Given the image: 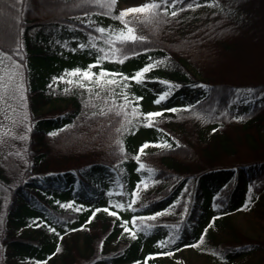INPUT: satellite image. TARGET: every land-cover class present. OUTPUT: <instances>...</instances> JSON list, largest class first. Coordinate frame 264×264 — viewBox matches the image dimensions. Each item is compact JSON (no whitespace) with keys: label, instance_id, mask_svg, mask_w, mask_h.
<instances>
[{"label":"trees","instance_id":"1","mask_svg":"<svg viewBox=\"0 0 264 264\" xmlns=\"http://www.w3.org/2000/svg\"><path fill=\"white\" fill-rule=\"evenodd\" d=\"M54 1L61 10L49 17L32 15L31 0L3 3L11 26L0 37L6 54L0 55V110L11 112L8 67L17 65L26 116L15 127L0 121V264H174L163 257L184 250L206 264H262L264 238L239 230L234 218L264 221V82L225 72L200 55L214 35L220 54L236 52L228 26L256 24L263 34L264 14L254 11L260 0H183L167 16L129 14L125 21L145 39L116 43L127 59H105L91 72L131 78L154 67L140 82L106 76L119 86L104 91L95 76L83 80L84 87L54 78L87 70L103 55L98 49L109 48L113 32H127L114 19L119 0L107 15L94 0ZM97 27L109 31L101 35ZM125 94L131 103L125 104ZM53 101L65 105L41 111ZM137 106L140 114L162 115L145 127L143 115H132ZM138 154L145 170H138ZM138 184L132 211L128 204ZM152 216L137 220L144 230L131 223Z\"/></svg>","mask_w":264,"mask_h":264},{"label":"rangeland","instance_id":"2","mask_svg":"<svg viewBox=\"0 0 264 264\" xmlns=\"http://www.w3.org/2000/svg\"><path fill=\"white\" fill-rule=\"evenodd\" d=\"M148 2H151V0H119L118 9L119 12H121L132 7H139ZM3 3H5V0H0L1 38H5L9 34V30L7 28L11 26V21L9 22V18L6 16L7 13L4 9ZM72 4L74 5L75 3ZM258 5L259 8L254 9V11L258 12L259 14H264V0H260ZM30 8V11L32 12L31 14L38 17H43V15L45 17H49L61 10L59 4L54 0H31ZM68 9L69 8L66 10ZM132 14L141 15V13ZM259 21L264 22V17L260 16ZM228 27L231 30L228 36L230 40L229 43H231V49L236 52L228 55L220 54L219 51L221 50H218V48L215 46L218 44V42L217 39H214V35L213 37H210L211 41L207 43L208 45H211V48L208 50L204 49L205 51L202 49L203 53L200 55L205 57L207 60L209 59L210 61H208L211 64L223 68L225 72H240L241 75L243 74L253 76L258 81L264 82V33L261 34L258 30H256V24L243 25L237 29L233 28L232 26ZM8 68V75H10V80L8 81L11 87L9 88L10 93L7 100H10L9 106L11 112L7 113L3 110H0V121H3L4 124L5 122H13V127H15V120L23 114L26 116L23 102L24 100H21V89L18 90V88L22 86V73L20 66L9 65ZM12 101H14V103L17 101L21 108L16 107ZM64 105V101H53L43 107L41 111H50L52 109L63 107ZM13 110L14 113L12 112ZM19 112L22 114L19 115ZM1 127H4V125H1ZM234 225L249 236L251 235L253 238H264V221L254 218V216H248L244 214L237 215L234 218ZM162 260L166 263L174 264H206L205 259L199 258L198 256H195V253L189 252L187 250L179 252L178 254L168 258L163 257Z\"/></svg>","mask_w":264,"mask_h":264},{"label":"snow or ice","instance_id":"3","mask_svg":"<svg viewBox=\"0 0 264 264\" xmlns=\"http://www.w3.org/2000/svg\"><path fill=\"white\" fill-rule=\"evenodd\" d=\"M24 2V0H17V3H22ZM94 2L98 3L100 7L106 9L104 14H109L111 13V11L113 10V8L115 7L116 4V0H103V2L101 3L100 0H94ZM178 3H183V0H151V2L145 3L139 7H132L129 9H126L124 11H121L119 13L118 16L114 17V19H118L120 20L121 23H123L125 25V28L127 29V32H125L124 30H120L119 32H113L110 36V38L106 41V43L109 45V48L106 49H98V51H100L101 53H103V55L98 56L97 57V63L90 65L89 68L87 70L81 71L80 69H76L74 71L68 72L65 74V76L67 77H81V80H77V81H73L71 79H67L65 80V76L59 77V78H54V82L56 80H61L64 81L65 83L68 84H73L76 83L78 84L80 87H84L83 84V80H88V81H92L93 77L95 76V84L98 88L101 89V91L105 90V86L106 85H117L119 86V82L115 79H104L106 76H111V77H116L118 75L121 76L122 80H129V79H134L137 82H140V77L143 76L144 73L148 72L152 67H154V65H149L146 66L144 69H142L140 72L136 73L134 77H126V76H122V74H117V73H106L103 69H101V71L99 72V74L96 73H92L91 69L94 67H98L101 63V61L108 59V60H115V62H119V63H123L125 59H127V55H120V52L122 51L121 49L115 48L114 45L116 43H120V44H124V43H128V42H137L140 41L142 42L145 37H138L134 34L133 28L129 27V22L125 21V17H127L129 14L132 13H141V14H147L146 18L147 19H152L158 16H167L168 10L171 8H174ZM199 6V5H197ZM163 9V11H158ZM183 10V9H181ZM172 16H176L177 12L173 11L171 12ZM96 32L100 33L101 35L106 34L109 30L104 29V28H99L97 27L95 29ZM95 37H91L89 40V44L92 47H95V44L92 43L93 40H95ZM79 47L83 48L85 47V45H80ZM0 55H6L3 53H0ZM10 59V57H8ZM51 87V85H50ZM125 87H127V85H125ZM89 91H91V89H89ZM109 91H113L112 89H109ZM251 91V90H248ZM4 87H3V82L2 80H0V100L5 99L4 95ZM97 96H99V93H96ZM167 96V93H165L164 95H161L159 97V99H157L156 101H154L155 103H160L162 100H164ZM21 98L23 99V96L21 94ZM123 99L125 101V104L131 103L128 100L127 95L125 94L123 96ZM140 99L142 98H136V101L138 102ZM107 102V101H106ZM112 104L115 105V100L112 101ZM124 108V105L121 106V109ZM109 111H111V109H109ZM169 111H175V110H169ZM106 113L104 112L103 109L100 110V115H105ZM120 113L117 112L116 115H119ZM132 115L134 117H138L140 115H143V124L145 127H152L155 123L154 121V117L157 116H161L162 113L160 112H156V113H147V114H140L138 112V106L137 107H133L132 108ZM52 135H56V133H52ZM24 137H21V139H23ZM118 144H120V141H117ZM149 145L145 144L143 145L140 150H139V154H142L144 151V148L148 147ZM157 147H169V145H156ZM121 152H123V146L121 144ZM139 154L135 157V159L137 160L138 164H139V169L138 170H145V165L143 163L139 162ZM147 171H149V173L152 172L151 169H147ZM141 183L147 187V179L142 180ZM141 185H137V190L136 192H133L132 195L133 197H135L129 204H128V208L132 211H135L136 209L133 208V205L136 203V198L137 197V192L140 190ZM119 194V193H117ZM62 207H71V205H61ZM118 210H123L124 209V205L123 204H115L114 205ZM247 207V205L245 206ZM77 211H79V209H76ZM99 211V210H97ZM105 211H108V209H105ZM110 215H117V213L115 212H109ZM93 215H95V213H93ZM117 218H119V216L117 215ZM145 219H155V216L152 217H133L131 223L133 225L134 228L137 229V231L140 230H144L145 227H147L146 225H137V220H145ZM129 222L128 221H122L121 223V227L124 228L125 232H129L130 235L132 236V238H135V232H133L131 229H129L127 227V224ZM54 231V229H52ZM62 239V237H61ZM170 242H174V240H170V241H162L160 242V246L164 247L167 246L168 243ZM200 243H203V237H201V241ZM196 246V245H194ZM57 251H59V248H57ZM170 254V253H169Z\"/></svg>","mask_w":264,"mask_h":264},{"label":"water","instance_id":"4","mask_svg":"<svg viewBox=\"0 0 264 264\" xmlns=\"http://www.w3.org/2000/svg\"><path fill=\"white\" fill-rule=\"evenodd\" d=\"M262 264H264V260H263V263Z\"/></svg>","mask_w":264,"mask_h":264}]
</instances>
